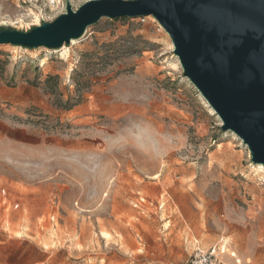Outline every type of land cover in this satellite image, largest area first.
<instances>
[{
    "label": "rangeland",
    "instance_id": "rangeland-1",
    "mask_svg": "<svg viewBox=\"0 0 264 264\" xmlns=\"http://www.w3.org/2000/svg\"><path fill=\"white\" fill-rule=\"evenodd\" d=\"M87 0H0L29 31ZM151 15L57 49L0 45V264H264V166ZM107 236V237H106Z\"/></svg>",
    "mask_w": 264,
    "mask_h": 264
},
{
    "label": "water",
    "instance_id": "water-1",
    "mask_svg": "<svg viewBox=\"0 0 264 264\" xmlns=\"http://www.w3.org/2000/svg\"><path fill=\"white\" fill-rule=\"evenodd\" d=\"M151 15L171 39L183 75L264 166V0H87L51 22L0 30V45L57 49L102 18Z\"/></svg>",
    "mask_w": 264,
    "mask_h": 264
},
{
    "label": "built area",
    "instance_id": "built-area-1",
    "mask_svg": "<svg viewBox=\"0 0 264 264\" xmlns=\"http://www.w3.org/2000/svg\"><path fill=\"white\" fill-rule=\"evenodd\" d=\"M224 245H213L207 249L196 248L185 264H226L222 255Z\"/></svg>",
    "mask_w": 264,
    "mask_h": 264
},
{
    "label": "bare ground",
    "instance_id": "bare-ground-1",
    "mask_svg": "<svg viewBox=\"0 0 264 264\" xmlns=\"http://www.w3.org/2000/svg\"><path fill=\"white\" fill-rule=\"evenodd\" d=\"M74 40H71V42H73ZM260 166L262 167V165L260 164ZM107 237V236H106ZM224 251H225V248H224Z\"/></svg>",
    "mask_w": 264,
    "mask_h": 264
}]
</instances>
